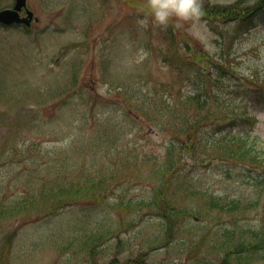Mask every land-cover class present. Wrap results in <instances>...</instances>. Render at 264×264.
Segmentation results:
<instances>
[{
  "label": "rangeland",
  "instance_id": "1",
  "mask_svg": "<svg viewBox=\"0 0 264 264\" xmlns=\"http://www.w3.org/2000/svg\"><path fill=\"white\" fill-rule=\"evenodd\" d=\"M12 3L0 0V8ZM27 6L35 16L29 28L0 24V264H216L220 251L209 247L218 227L230 224L228 214L174 221L148 204L171 143L169 125L177 127L168 123L179 110L170 103L191 91L170 61L187 54L185 41L216 57L228 50L224 63L243 85L226 81L222 92H233L235 101V110L226 111L255 115L250 134L264 158V99L245 88L264 84V7L245 25L200 19L194 29L175 18L157 26L147 0H27ZM139 17H147V27ZM170 29L178 37L171 44ZM174 148L182 157L175 180L185 188L171 181L164 187L176 207L199 205L198 190L257 199L234 217L246 226L264 224V166L200 164L178 141ZM86 175L111 176L105 196L59 207L39 197L52 184ZM92 227L105 238L82 245V231Z\"/></svg>",
  "mask_w": 264,
  "mask_h": 264
},
{
  "label": "trees",
  "instance_id": "2",
  "mask_svg": "<svg viewBox=\"0 0 264 264\" xmlns=\"http://www.w3.org/2000/svg\"><path fill=\"white\" fill-rule=\"evenodd\" d=\"M201 3L204 14L200 19L206 20L209 26L214 25L215 18L222 21L240 19L241 25H245L257 9L264 7V0H258L255 4L246 0H235L226 4L208 1H201ZM174 33L175 30L170 29L166 34L170 44L178 38ZM181 47L186 49L187 54H182V51L178 59L170 62L174 64L178 74L183 76L182 80L191 85V91H184L174 105L169 102L170 107L179 109L171 111L172 120L168 122L176 123L177 127L169 125L171 143L167 146L164 162L157 165L156 172L161 179L159 177L156 195L148 204L152 206L155 204L159 214L173 218L174 221L190 215L198 219L211 216L209 219H212L211 212L214 210L228 214L231 217L230 224L218 227L220 232H215L217 242L209 247V249L220 251L219 261L216 264H264V224L255 227L246 226L234 217L238 213L255 208L257 199L242 202L241 198L222 197L198 190L195 194H199L201 199L199 205L178 208L174 205L173 195H167L169 187L164 185H169L170 181L172 186L176 184L180 188H185L181 182L175 180L174 172L182 160L181 156L177 157L174 150L175 141H178L186 152H190L194 160L200 164L220 159L227 163L236 162L244 166H264V158L254 147L256 138L250 134L256 122L255 115L226 111L230 108H232L231 111L235 110L233 92L228 94L222 92L228 85L226 81L238 87L243 85V79L235 75L234 67L224 63L228 50L225 54L221 52L216 57L204 50L202 45L196 49L185 41ZM255 83L253 86L250 84L245 87L246 91L248 94H256V101L262 102L264 84ZM110 177L86 175L81 178H72L68 183L52 184L47 190L40 192L39 197H45L46 201L53 199L55 207L75 202L79 200L78 198L96 200L105 196L103 186ZM93 188H100L102 192L99 189L98 193H95L97 189L92 190ZM120 202L123 204L122 201ZM130 204L126 205L129 207L132 205ZM82 233V245L96 243L105 238L104 231H101L99 227L84 229ZM205 263L213 264L212 261H205Z\"/></svg>",
  "mask_w": 264,
  "mask_h": 264
},
{
  "label": "clouds",
  "instance_id": "3",
  "mask_svg": "<svg viewBox=\"0 0 264 264\" xmlns=\"http://www.w3.org/2000/svg\"><path fill=\"white\" fill-rule=\"evenodd\" d=\"M152 21L157 26L167 27L175 18L177 21H192V27L198 26L204 14L201 0H147ZM138 24L148 26L147 17H139Z\"/></svg>",
  "mask_w": 264,
  "mask_h": 264
},
{
  "label": "water",
  "instance_id": "4",
  "mask_svg": "<svg viewBox=\"0 0 264 264\" xmlns=\"http://www.w3.org/2000/svg\"><path fill=\"white\" fill-rule=\"evenodd\" d=\"M25 5L26 0H15L12 8L0 9V22L3 24H11L14 22H25L26 24H29L33 16L31 10L26 9L27 15L24 17H20L19 15L20 9Z\"/></svg>",
  "mask_w": 264,
  "mask_h": 264
}]
</instances>
